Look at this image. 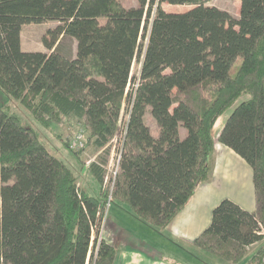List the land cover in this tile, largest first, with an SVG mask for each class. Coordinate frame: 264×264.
I'll list each match as a JSON object with an SVG mask.
<instances>
[{
    "label": "trees",
    "instance_id": "obj_1",
    "mask_svg": "<svg viewBox=\"0 0 264 264\" xmlns=\"http://www.w3.org/2000/svg\"><path fill=\"white\" fill-rule=\"evenodd\" d=\"M240 1L236 18L207 0H0V90L44 126L76 117L100 150L119 143L116 174L106 160L89 165L95 195L0 104V264H114L116 246L100 239L110 195L165 228L211 180L213 130L233 105L217 140L251 166L256 208L222 199L194 245L264 264L263 247L247 248L264 225V0ZM50 21L47 51L23 50V25Z\"/></svg>",
    "mask_w": 264,
    "mask_h": 264
},
{
    "label": "rangeland",
    "instance_id": "obj_2",
    "mask_svg": "<svg viewBox=\"0 0 264 264\" xmlns=\"http://www.w3.org/2000/svg\"><path fill=\"white\" fill-rule=\"evenodd\" d=\"M207 4L215 5L221 9L229 11L234 17L238 18L240 16V0H207ZM163 7L168 10H176V11H186L190 9L191 5H177V4H169L163 3ZM52 24V23H51ZM26 29L24 32L23 39L24 41H28V47H25L27 50L31 49L33 51L39 50V48H43L44 44L42 42L41 36V26L36 24H26ZM27 27H30L31 33L28 35ZM62 50L68 48L70 51H74L77 47V42L74 38L70 36H64L62 42L60 44ZM240 59L233 66L232 73L236 72V66L240 64ZM140 63L136 61L133 64L132 71L134 74L139 72ZM247 96H243L239 102L246 98ZM7 104L9 106V110L11 113L17 115L22 123L25 126L32 128L35 133L38 135L40 140L50 149V151L61 158L69 167H71L75 175L77 176L78 183L81 180L86 182V190L98 195L99 194V183L98 181L89 173V165L94 161H107V167L109 172L112 173L115 170V166L117 163L118 156V147L119 143L117 139L113 140L107 148L99 149L94 144H91L87 141L89 136V130L83 126V124L76 117H71L67 119L64 123L61 124H51L50 126H44L41 124L35 116L23 105L19 100L7 97L0 90V104ZM236 105L231 106L229 109L225 111V113L218 118L214 130L213 136L216 141V148L218 146V135L219 132L230 115L232 110ZM148 116V123L150 127H155L156 122ZM79 131L83 132L85 147L80 152V158L75 155L74 152L69 150L64 144L63 140H68L73 138ZM183 133V130H182ZM107 149V151H106ZM215 164L217 162V150L215 153ZM214 172V171H213ZM90 177V181H89ZM213 174L211 180L213 181ZM207 183V182H206ZM82 188V186H81ZM115 223L119 225H123L126 229V236L122 240H126V244L129 245H142L145 248H148L149 245L161 244L160 236L158 232L154 231L156 228L147 224L143 219H141L132 208L125 202H121L119 200L111 199L108 200L106 213H105V221L104 227L107 230L115 229ZM153 229V230H152ZM121 238V237H120ZM163 241V240H162ZM156 246V245H155ZM151 248V247H150ZM149 248V249H150ZM157 249V248H156ZM169 255L171 256H179L180 260L185 261L187 264H202L204 261L199 257L198 254H195L193 251H185L179 247L173 246L171 248L166 247ZM199 249V248H197ZM203 255H207L209 257V261L206 264H230L229 262L223 260L222 258L211 254L205 250H201ZM183 258V259H182ZM247 258L243 259L241 262L236 264H247ZM232 264V263H231ZM235 264V263H233Z\"/></svg>",
    "mask_w": 264,
    "mask_h": 264
},
{
    "label": "crops",
    "instance_id": "obj_3",
    "mask_svg": "<svg viewBox=\"0 0 264 264\" xmlns=\"http://www.w3.org/2000/svg\"><path fill=\"white\" fill-rule=\"evenodd\" d=\"M36 25L43 28L41 29L42 36L48 27H52L56 23L50 21ZM24 28H26L25 25H23L21 32L22 48L25 51H32L25 48L29 45L28 41L23 39L26 30ZM27 30L28 35H30V27H27ZM63 38L64 36L61 37L60 42ZM39 50L45 52L47 48L44 46ZM62 52L69 56H76V49L72 52L65 48ZM216 150L217 162L213 172V181L200 185L189 203L174 216L165 228L155 227L154 231L158 232L161 244L153 245L152 243L148 248L142 245H129L126 244V240H122L126 236V229L123 225L115 223V229L113 230H107L103 227V237L117 248L114 264H187L185 261L180 260L179 256L168 254L170 250L165 248L173 246L185 251H193L204 261L202 264L208 263L209 257L203 255L199 250L200 248L197 249L198 247L194 245V241L210 225L214 207L222 199L229 198L248 211H253L256 208L251 166L231 148L219 141ZM79 184L82 189L86 190L84 180H81ZM249 252L252 253V251Z\"/></svg>",
    "mask_w": 264,
    "mask_h": 264
},
{
    "label": "built area",
    "instance_id": "obj_4",
    "mask_svg": "<svg viewBox=\"0 0 264 264\" xmlns=\"http://www.w3.org/2000/svg\"><path fill=\"white\" fill-rule=\"evenodd\" d=\"M70 147L71 149L73 150H78V149H81L83 147H85V140H84V135H83V132L82 131H79L72 139H71V142H70ZM118 160H119V157H117ZM118 163V162H117ZM117 163H116V166H115V170H114V174H116V168H117ZM112 199V195H110L109 197V201ZM105 221V220H104ZM103 227H104V224H103ZM103 227H102V231L100 233V239L103 237ZM259 235H262L263 238L261 240H258L256 241L255 243L247 246V248L249 249V251H252L254 252L257 248L259 247H263V250H264V225L261 223L260 224V229L259 231L257 232ZM104 238V237H103ZM263 263H264V260H263Z\"/></svg>",
    "mask_w": 264,
    "mask_h": 264
}]
</instances>
